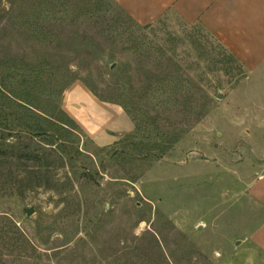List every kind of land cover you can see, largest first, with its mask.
<instances>
[{
	"label": "rangeland",
	"instance_id": "374dc122",
	"mask_svg": "<svg viewBox=\"0 0 264 264\" xmlns=\"http://www.w3.org/2000/svg\"><path fill=\"white\" fill-rule=\"evenodd\" d=\"M75 82L134 132L97 147L61 109ZM263 173L264 71L200 26L0 0V264H264Z\"/></svg>",
	"mask_w": 264,
	"mask_h": 264
},
{
	"label": "crops",
	"instance_id": "0c3cea01",
	"mask_svg": "<svg viewBox=\"0 0 264 264\" xmlns=\"http://www.w3.org/2000/svg\"><path fill=\"white\" fill-rule=\"evenodd\" d=\"M139 26L165 17L200 26L250 74L264 71V0H112ZM61 109L66 117L99 148H109L131 134L135 126L125 110L99 100L81 82L64 93ZM264 209V173L248 188ZM264 247V223L253 234Z\"/></svg>",
	"mask_w": 264,
	"mask_h": 264
},
{
	"label": "water",
	"instance_id": "95a60500",
	"mask_svg": "<svg viewBox=\"0 0 264 264\" xmlns=\"http://www.w3.org/2000/svg\"><path fill=\"white\" fill-rule=\"evenodd\" d=\"M220 97V96H219ZM253 156V155H252ZM253 158L255 159V157L253 156ZM25 213L28 215V216H32L34 214V209H27L25 210Z\"/></svg>",
	"mask_w": 264,
	"mask_h": 264
}]
</instances>
